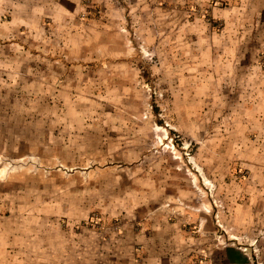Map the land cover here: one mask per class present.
Here are the masks:
<instances>
[{
  "label": "rangeland",
  "instance_id": "374dc122",
  "mask_svg": "<svg viewBox=\"0 0 264 264\" xmlns=\"http://www.w3.org/2000/svg\"><path fill=\"white\" fill-rule=\"evenodd\" d=\"M192 3L0 0V264H264V45Z\"/></svg>",
  "mask_w": 264,
  "mask_h": 264
},
{
  "label": "crops",
  "instance_id": "0c3cea01",
  "mask_svg": "<svg viewBox=\"0 0 264 264\" xmlns=\"http://www.w3.org/2000/svg\"><path fill=\"white\" fill-rule=\"evenodd\" d=\"M224 8H217L215 0H192V5L199 8H207L213 16L229 18V15H237L236 19L240 22L237 30L240 37L256 39L255 48L260 49L264 45V0H222ZM214 4V5H213ZM123 247V248H122ZM118 246V253L112 254L114 257L113 264H137L135 262V253H133V245L129 243ZM223 255V261L226 264H248V258L245 254L226 253ZM159 255L152 254V261H155ZM164 257V259H163ZM188 254L170 253L162 254L159 260H165V264H216L215 258L210 256L204 262L197 263L192 258H188ZM243 257V258H242ZM220 260V259H219ZM181 261V262H180Z\"/></svg>",
  "mask_w": 264,
  "mask_h": 264
},
{
  "label": "bare ground",
  "instance_id": "6f19581e",
  "mask_svg": "<svg viewBox=\"0 0 264 264\" xmlns=\"http://www.w3.org/2000/svg\"><path fill=\"white\" fill-rule=\"evenodd\" d=\"M0 172L2 173V170Z\"/></svg>",
  "mask_w": 264,
  "mask_h": 264
}]
</instances>
